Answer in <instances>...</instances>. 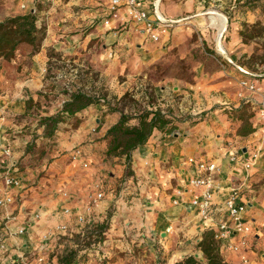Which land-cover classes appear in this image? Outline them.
<instances>
[{
  "label": "crops",
  "instance_id": "1",
  "mask_svg": "<svg viewBox=\"0 0 264 264\" xmlns=\"http://www.w3.org/2000/svg\"><path fill=\"white\" fill-rule=\"evenodd\" d=\"M37 1L48 4L49 14L36 9ZM156 1L158 12L174 21L159 30L157 41L143 29L137 30L133 22L123 28L120 17L104 24L103 19L110 15L109 0H0V20L37 10L38 23L45 26V37L37 52L29 54L30 48L21 45L13 59L0 61V154L5 147L11 149L10 157L0 163V182L10 161V170L22 181L21 187L14 190L15 203L0 207L6 209L3 217H8L0 222V241L3 238L1 242L6 245L0 247V263L21 253L29 254L36 247L38 235L59 222L68 223V218L83 211L92 222L103 217L110 221L101 247L110 261L104 264H124L118 253L125 250H136V264H152L155 248H163L164 253L174 249L159 264H175L178 256H200L196 243L207 229L191 204L201 191L189 183L197 173L196 165L188 161L192 157L217 164L214 193L218 206L232 186L241 184L247 205L245 219L252 227L246 246L249 264H264V120L257 111V104L264 100V73L240 63L251 50L242 40V22L252 24L258 20L257 10H231L233 0H137V4L153 19ZM211 11L227 17L223 37H219L217 23L211 21ZM120 16H124L123 11ZM92 21L95 24L91 25ZM193 31L201 34L208 46L218 45L227 61L224 65L213 61L211 67L207 61L198 62L192 82L174 77L159 82L155 95L161 109L174 120L173 132L154 129L148 140L131 152L127 166L124 156L106 155L105 134L118 121L119 112L92 104L76 113L81 118L78 126L59 133L58 144L49 150L50 162L34 166L24 157L25 166L19 164L27 150H19V139L8 133L14 125L11 116L24 111L28 94L33 96L48 85L45 70L50 49L61 58L84 56L101 73L127 75V80L111 88L120 95L134 83L135 75L136 84L141 86L144 80L139 76L146 67L173 46L185 47ZM98 42L101 51L96 50ZM243 77L253 81L257 91L241 87L238 82ZM239 89H243V98L238 97ZM79 144L83 155L72 160L73 148ZM254 151L258 152L257 158L246 166ZM110 161L116 162L114 168L108 165ZM126 170L129 174L124 177ZM117 176L124 181L117 196H111L114 184H105L112 190L86 212L94 182H117ZM33 205L42 207L38 211L41 218L33 219L38 213ZM111 205L116 209L107 213ZM68 207L73 209V217L64 214L63 209ZM23 223H30L26 234L10 233ZM169 226L171 230L166 231ZM216 243L225 264H242L239 255L222 251ZM148 249L152 252L145 259ZM116 253L117 259L112 262ZM90 264L100 263L94 258Z\"/></svg>",
  "mask_w": 264,
  "mask_h": 264
},
{
  "label": "rangeland",
  "instance_id": "2",
  "mask_svg": "<svg viewBox=\"0 0 264 264\" xmlns=\"http://www.w3.org/2000/svg\"><path fill=\"white\" fill-rule=\"evenodd\" d=\"M231 10H237L238 12L244 11L245 9H253L257 10L258 20L254 23H248L243 21L242 22V29H241V36L242 40L251 47L249 54L240 60V63H244L248 66V68L252 71H261L264 73V0H233ZM36 9L37 10H45L46 14H49V10L51 8L48 4L41 3L40 1L36 2ZM246 7V8H245ZM37 15L38 12H37ZM228 16V15H226ZM39 18V16H38ZM227 18V17H225ZM39 20V19H38ZM103 19V23H104ZM92 21L91 25L95 24ZM226 23V20H225ZM105 24V23H104ZM227 25V24H226ZM87 27H82V30H85ZM90 28H95L91 26ZM90 28H88L90 30ZM226 28V27H225ZM119 30V29H116ZM121 30V29H120ZM243 31V34H242ZM118 32L115 31V34ZM225 34L224 32L221 34L223 37ZM246 36V37H245ZM112 49L115 50V47L112 46ZM219 47L216 46H208L205 44V41L201 37V34L193 31L190 38L188 39V44L183 47V45L173 46L172 48L168 49L164 56L157 60L156 62H152L150 65L146 67L144 72H142L139 77H142L144 82L142 85L139 86L137 82L136 84V75L133 77L134 83L130 85L129 89H125L120 95L117 93L112 92V87L117 83H121L123 80H127V75L125 74H117L116 77L114 74H104L92 66L91 62L84 56H76V57H63L60 59H52L50 62L51 66H53L52 70L54 71L47 74V67L49 64L46 65L45 76L48 80V85L44 90H38L34 92V95L31 96L33 98L32 106L27 109L26 107V99L25 98V109L23 112L15 114L11 116L12 123V131L8 130V133H11V136H15L13 139H19V143L21 144L18 149L20 150H27V153H23L20 157L22 158L20 161V165L25 166L24 157H27L26 160L30 163V165H37L40 162H50L52 159L50 157L51 149L58 144L57 137H59L60 132L68 131L72 128L78 126L81 121L79 116L75 117H66L63 121L58 125V129L55 132V135L51 138H45L42 136L43 134V126L39 124V118L41 115H47L56 113L62 106L63 99L68 95V91L72 90L76 87H83L85 90H91L98 93V95H103V97L107 96V101H111L112 103H117L119 107L126 104L125 110L135 112L136 108H143L146 106L150 107H160L161 108V101L155 95L156 86L159 84L161 80H165L166 78H177L183 79L187 82L193 81V76L196 74V65L200 61H207L208 67L212 66V62H219V64H225L226 57H223L224 54H220ZM96 50L101 51V42H98L96 45ZM219 51V52H218ZM102 59V58H99ZM2 61V60H1ZM9 61V60H7ZM103 61V60H102ZM217 62V63H218ZM50 66V67H51ZM114 76V77H113ZM253 75L251 76V78ZM247 78H250L247 76ZM239 80L238 84L241 86L240 82L244 80ZM117 81V82H116ZM242 87V86H241ZM240 87V88H241ZM238 97L244 96L243 89H239ZM41 93V94H39ZM129 93L128 97H125L124 101L122 100L123 95ZM101 105V104H96ZM258 105V104H257ZM103 106V105H101ZM106 109V108H105ZM199 115V114H196ZM79 119V121H78ZM130 123H135V119H132ZM64 130V131H63ZM12 139V140H13ZM27 145V146H26ZM79 145H76L74 149L79 148ZM50 150V151H49ZM47 152V153H46ZM115 161H110L108 165L114 168ZM18 164V166H19ZM20 169V168H19ZM21 170V169H20ZM42 174V173H40ZM113 174V172H112ZM127 174V170L124 173V177ZM116 179L120 178L117 182H109L105 183L102 179L100 183L103 184L104 187V197L109 193L110 188H105V184H114L113 191L111 192V196H117L118 191L120 188H123V178L122 176L115 177ZM96 182H94L95 184ZM93 184V188H94ZM112 190V189H111ZM93 189H90L89 199L93 194ZM108 192V193H107ZM103 197V199H104ZM102 199V200H103ZM100 200L96 206L102 201ZM89 203V202H88ZM38 204V203H36ZM95 206V205H94ZM93 206V207H94ZM35 207V212H38L42 209L39 205ZM116 207L109 206L107 208V213H111L115 211ZM34 212V213H35ZM40 213V212H38ZM6 214V209L0 208V222L7 220L8 217L5 218L3 215ZM2 217V218H1ZM42 216L38 217L37 219L41 218ZM71 220V221H70ZM74 219L70 217L68 218V225L71 231V234H64L60 235L59 233L55 232L54 235L51 237L43 239L45 232H42L38 235V239L36 240L37 244L33 251L29 253V255L33 252L42 251L45 253L46 258L49 260L50 264H60L59 260L56 258L63 255L66 251L70 249H77L79 250L76 254L75 262L78 264H90L94 261V258L97 259V255L94 253V244L97 240H104V231L105 228L109 225V219L103 217L102 219L97 220L96 222H91V228L87 229L84 227V224L77 223ZM92 221V220H91ZM10 222V221H9ZM67 222V221H66ZM70 222V223H69ZM54 226V225H53ZM103 229L101 232V236L98 235L99 228ZM85 232L82 235V232ZM88 231V232H87ZM17 236V235H15ZM2 235H0L1 239ZM160 237L157 236V239ZM3 242V238L1 240ZM0 241V243H1ZM44 245V246H43ZM197 245V251L199 252L200 249ZM195 245V246H196ZM43 246V248H41ZM153 251V252H152ZM146 250L145 259H149L151 252L153 253V257L151 258L152 264L157 262L158 264L161 262H165L166 258H168L172 253H174V249H170L166 253H164L163 248H155L154 250ZM120 257L123 258L124 264H136V250H125L119 251ZM96 255V256H95ZM112 255V254H111ZM109 256V255H108ZM31 257V256H30ZM177 261H180L184 258L179 256L177 257ZM196 258L202 259V253L200 256L196 254ZM117 259V253L112 255L111 261L115 262ZM54 260L55 263L52 261ZM110 261L107 258L105 261ZM104 261V262H105ZM176 263V262H175Z\"/></svg>",
  "mask_w": 264,
  "mask_h": 264
},
{
  "label": "built area",
  "instance_id": "3",
  "mask_svg": "<svg viewBox=\"0 0 264 264\" xmlns=\"http://www.w3.org/2000/svg\"><path fill=\"white\" fill-rule=\"evenodd\" d=\"M157 3L155 2V14L156 18H151L147 12L140 8L137 4V0H109V11L110 15L104 20L105 24H109L111 19L122 18L121 26L124 28L128 23L133 22L136 24V29H143L147 32L149 37L157 41L159 39V30L162 27L171 26L174 21H170L163 17L157 10ZM34 11V10H32ZM120 11H123L124 16H120ZM241 86L249 91H257V87L254 82L248 79H244L240 82ZM157 107V106H156ZM154 107V108H156ZM151 108V107H149ZM162 110V109H161ZM165 112L164 110H162ZM258 114L262 120H264V100L258 104ZM11 149L5 147L0 154V163L5 162L10 157ZM83 153L81 148H76L71 153L72 160H78L82 157ZM258 156V152L252 153V158L247 159L245 162L246 166L252 164L253 160ZM190 163L196 165L197 173L189 179V183L192 187L200 188L201 191L198 195H195L191 199V204L196 207L197 212L201 219L204 221V228L212 231L215 240L221 246L222 251H230L234 254L239 255L242 264H249L247 255V243L248 236L252 233V227L245 219L246 202L242 199L240 191L241 184L232 186L228 193L224 196L221 205H217L215 201V182L214 176L218 169L217 164L214 161H206L203 159L195 160L194 158H188ZM84 167L87 166L86 162L82 163ZM13 167L11 161L9 163V169L2 176L0 182V207H8L15 203V193L21 187V178L14 174L10 169ZM93 194L89 199V203L85 207L86 212H90L92 207L96 205L104 197V187L100 182H96L93 188ZM178 193H181L178 190ZM72 208H64V214L72 216ZM40 213H36L33 219L40 217ZM73 217V216H72ZM73 219L79 223L84 224L87 229L91 228V220L87 219L85 212H76ZM28 225L30 223L18 224L10 233L15 235H23L27 233ZM171 227H167L166 231H170ZM55 232L60 235L71 234L69 225L66 222H59L51 229H48L43 239L51 237ZM88 232V231H87ZM85 232H82L84 235ZM103 240H97L94 244L96 255L99 263L104 264L106 259V253L101 249ZM5 243H0V247L4 248ZM44 246V245H43ZM43 246L41 248H43ZM31 256V257H30ZM50 264L46 258L45 253L42 251L33 252L30 255L18 254L15 258L9 259L7 262L0 264ZM73 264H77L74 262Z\"/></svg>",
  "mask_w": 264,
  "mask_h": 264
},
{
  "label": "trees",
  "instance_id": "4",
  "mask_svg": "<svg viewBox=\"0 0 264 264\" xmlns=\"http://www.w3.org/2000/svg\"><path fill=\"white\" fill-rule=\"evenodd\" d=\"M44 37L45 26L38 23L37 10L5 17L0 20V61L13 59L21 45L30 48L29 54L37 52L40 49ZM48 57L49 65L47 67V74L51 72L54 74L52 70L53 66L50 65V62L52 59H60L61 54L50 49ZM128 96L129 93H126L123 95L122 100L124 101L125 97ZM118 102L112 103L109 100L107 101L106 95L103 97V95H98V93L91 92V90H85L81 86L73 88L68 91V95L63 99L61 108L56 113L40 116L39 124L43 126L42 136L45 138L53 137L58 129V125L64 118L77 117L78 115L76 113L87 106L101 104L106 110L118 111L120 114L118 121L106 131V155L124 156L128 166L131 152L135 148L143 145L154 129L171 133L176 127L173 118L170 117L168 112H163L160 107L149 108L150 106H146L136 108L135 112H129L125 110V102L122 107L117 105ZM32 103L33 98L29 96L26 99L27 109L32 106ZM132 119H135V123H130ZM27 150H29V147ZM127 173L129 174V171ZM101 228L103 227L100 226L99 228V236H101L103 230ZM198 247L202 252V259H198L194 255H188L175 264H225L211 231L205 230L202 233ZM78 251L77 249L66 251L58 257L59 263L73 264Z\"/></svg>",
  "mask_w": 264,
  "mask_h": 264
},
{
  "label": "bare ground",
  "instance_id": "5",
  "mask_svg": "<svg viewBox=\"0 0 264 264\" xmlns=\"http://www.w3.org/2000/svg\"><path fill=\"white\" fill-rule=\"evenodd\" d=\"M210 18L212 23H217L218 27H219V37L221 36V34L224 32V29L226 27V23H225V18L223 17L222 14L215 12V11H211L210 12ZM218 37V39H219ZM220 42V40H219ZM220 46V43H219Z\"/></svg>",
  "mask_w": 264,
  "mask_h": 264
}]
</instances>
